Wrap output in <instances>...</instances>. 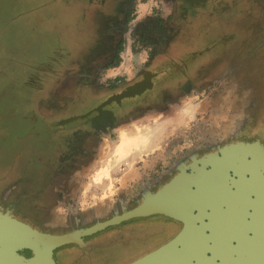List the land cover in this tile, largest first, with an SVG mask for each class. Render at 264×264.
<instances>
[{
  "label": "flooded vegetation",
  "instance_id": "flooded-vegetation-1",
  "mask_svg": "<svg viewBox=\"0 0 264 264\" xmlns=\"http://www.w3.org/2000/svg\"><path fill=\"white\" fill-rule=\"evenodd\" d=\"M166 1L174 6V10L175 4L178 5L181 24L177 30L172 13L163 17L154 9L152 15L139 16L140 0H99V4L108 10L106 38L103 46L89 57L88 72L77 76L85 80L88 91H94L91 92L94 93L92 99L97 101L89 103L81 115L88 116L82 119L84 122L77 130L56 141L58 149L54 162L52 158H45L38 177L23 180V192L15 193L17 203L5 209L14 211L16 217L20 202L21 209L29 208L28 212L31 203L40 202L42 205L39 206L45 212L50 204L67 209V218L75 223L98 219L96 215L107 220L136 208L148 191L155 194L180 176L185 187H193L196 181L202 183L208 189L205 195L210 199L179 201L175 211L182 213V220L153 214L108 227L94 234L103 233V238L85 237L87 247L82 252L90 255L91 246L96 248L102 243L109 246L112 239L131 233H139L135 237L148 242L166 236H171V241L184 232L188 238L203 239L208 255L213 252L220 255L215 264H264V167L259 161L252 160L255 153L220 151L232 144L257 140L264 146V118L258 119L253 114L241 116L239 111L229 107L228 100L223 105V91H228L231 97L229 90L221 86L222 82L210 79L223 63L241 60L246 68L255 61L264 63V25L257 27L251 21L255 8L259 12L264 10L256 0ZM93 2L88 0L89 4ZM238 6L245 11L244 17L248 15V18L243 17V24L225 28L213 40H204L211 28L203 22L212 21L216 13ZM190 20H201L200 25H195L200 27L192 34V30L186 33L183 26ZM223 37H228V41ZM215 44L222 47L233 44V52L201 59ZM127 50L133 56L130 66L123 68L117 76L105 75L106 71L116 67ZM35 70L54 74L47 64ZM140 82L148 83L145 92L124 100L121 106L113 103L105 107L113 116L93 121L98 115L94 109L105 99ZM97 91H107V94ZM262 98L264 102V94ZM193 99L196 102L192 108L187 107V101ZM256 107L263 110L260 104ZM165 111L175 117L182 115V119L175 122L178 127L166 146L139 157L131 155L127 165H121L124 169L114 149L111 150L109 155H113V161L107 169V183L104 178L97 186V193L93 186L87 190L88 178L85 177L92 175L95 163L103 156L104 149L110 148L106 144L113 141L116 131L134 122H152ZM192 190L196 191V187ZM166 205L174 208L175 204L167 199ZM85 206L86 209H81ZM49 213L52 214L50 209ZM73 229L76 228L67 232ZM142 230L146 232L143 234Z\"/></svg>",
  "mask_w": 264,
  "mask_h": 264
},
{
  "label": "rangeland",
  "instance_id": "rangeland-1",
  "mask_svg": "<svg viewBox=\"0 0 264 264\" xmlns=\"http://www.w3.org/2000/svg\"><path fill=\"white\" fill-rule=\"evenodd\" d=\"M159 1L140 0L139 16L152 15L154 9L160 11L163 17L172 13L176 30L180 28L178 5L175 4L174 10L169 1L162 0L161 4ZM256 2L264 10V0ZM99 3V0H94L93 4H89L88 0H0V210L3 212L8 211L5 208L17 203L15 193L23 192L22 181L38 177L40 165L45 158H52L54 162L58 149L56 141L77 130L84 121L78 119L65 125L60 123L81 116L90 102L97 101L92 99L94 93L91 92L94 91H88L85 80L77 76L88 72L89 57L103 46V39L106 38L108 10ZM157 5L164 8L161 10ZM244 12L238 6L230 11L216 13L212 21L203 22L211 28L209 36L204 40H213L225 28L231 29L243 24L242 19L248 18V15L244 17ZM251 15V21L257 27L264 25V11L259 12L255 8ZM196 22L190 20L183 24L186 33L189 30H192L190 34L197 31L195 29L200 26L196 28L195 25H200L201 20ZM222 39L228 41V37ZM233 46L215 44L201 59H209L215 54H229L233 52ZM132 58L130 50H127L116 67L106 71L105 75L117 76L123 68L130 66ZM46 64L53 69L54 74L35 70ZM247 66L241 64V60L223 63L217 74L210 79L222 82L221 86L229 90L231 97L228 91H223V105L228 100L229 107L231 105L240 115L253 114L258 119L264 118V63L255 61ZM67 88H73L74 91H68ZM100 93L107 94V91ZM194 102L195 99L187 101V107L192 108ZM258 104L263 108L262 111L257 109ZM104 150L101 159L95 163L92 175L85 177L88 178L86 189L90 190L93 186L96 193L99 188L93 182L103 181L101 174L110 168L113 161V155H109L113 149L106 147ZM20 203L16 217L27 219L26 223L53 234L91 226L96 220L104 219L96 215L98 219L75 223L73 219L67 218L68 210L59 205L56 207L50 204L45 212L39 206L42 205L40 202H33L28 212L29 208L21 209ZM81 209H86V206ZM42 212L45 215L40 216ZM145 230H142L143 234ZM136 234L140 235L131 233L119 239L114 238L109 246L103 243L96 248L91 246L90 255L75 245H66L55 251V258L58 264H130L168 242L171 237L145 242L135 237ZM92 236L103 238L104 234Z\"/></svg>",
  "mask_w": 264,
  "mask_h": 264
},
{
  "label": "water",
  "instance_id": "water-1",
  "mask_svg": "<svg viewBox=\"0 0 264 264\" xmlns=\"http://www.w3.org/2000/svg\"><path fill=\"white\" fill-rule=\"evenodd\" d=\"M147 82H140L120 93L113 94L105 99L94 111L98 114L93 121H103L113 116L112 111L105 107L115 103L121 106L124 100L140 96L147 89ZM88 116H75L63 120L60 124L65 125L84 119ZM222 152H250L257 155L252 156L254 162L259 161L264 167V146L257 140L253 143H236L220 149ZM262 157V160H260ZM184 180L176 176L165 184L157 193L148 191L144 195L143 202L136 208L117 214L110 219L98 221L91 226L73 229L62 234L45 232L30 224L16 218L11 210L3 212L0 210V264H58L55 251L66 245H77L84 249L87 243L84 238L92 236L108 227L120 224L132 218L147 217L153 214H165L175 219L182 220V213L175 211V207L166 205L167 199L175 196L176 202L185 200H208V189L194 182L193 187H185ZM196 187V191L192 189ZM198 189V191H197ZM183 209V208H182ZM203 239L188 238L184 232L164 244L157 250L146 254L130 264H215L220 258L218 253L208 255L204 249Z\"/></svg>",
  "mask_w": 264,
  "mask_h": 264
},
{
  "label": "crops",
  "instance_id": "crops-1",
  "mask_svg": "<svg viewBox=\"0 0 264 264\" xmlns=\"http://www.w3.org/2000/svg\"><path fill=\"white\" fill-rule=\"evenodd\" d=\"M180 118L182 119L181 114L175 117L172 116L170 112L165 111L160 117L152 122L146 123L144 121H140L122 126L116 131V140L107 142L106 146L110 145L111 149H115L122 134L126 137L133 138L134 142L131 145L132 149H130L126 155L120 157L118 160L120 162V166L127 165L128 159L131 155L139 157L145 153L155 152L164 145L166 146L169 140L173 138L175 130L178 127L175 122L180 121ZM101 175L102 179L105 178V180L108 177L105 173H102ZM105 183H107V180ZM93 185L99 186L100 183L93 182Z\"/></svg>",
  "mask_w": 264,
  "mask_h": 264
},
{
  "label": "bare ground",
  "instance_id": "bare-ground-1",
  "mask_svg": "<svg viewBox=\"0 0 264 264\" xmlns=\"http://www.w3.org/2000/svg\"><path fill=\"white\" fill-rule=\"evenodd\" d=\"M134 142L133 138L130 137H126L125 135L122 134L121 139L119 141V143L117 144L116 148H115V155L117 158H120L124 155H126L130 149H132L131 145ZM130 154V153H129ZM100 173V172H99ZM102 173L107 174L108 170L105 169L103 170ZM171 201V203H174V207L177 206L179 204V202H176L175 196H173L171 199H168Z\"/></svg>",
  "mask_w": 264,
  "mask_h": 264
},
{
  "label": "built area",
  "instance_id": "built-area-1",
  "mask_svg": "<svg viewBox=\"0 0 264 264\" xmlns=\"http://www.w3.org/2000/svg\"><path fill=\"white\" fill-rule=\"evenodd\" d=\"M122 169H124V166H121Z\"/></svg>",
  "mask_w": 264,
  "mask_h": 264
}]
</instances>
